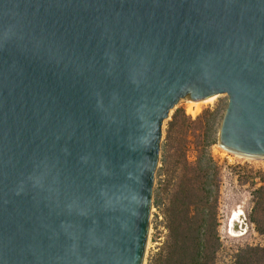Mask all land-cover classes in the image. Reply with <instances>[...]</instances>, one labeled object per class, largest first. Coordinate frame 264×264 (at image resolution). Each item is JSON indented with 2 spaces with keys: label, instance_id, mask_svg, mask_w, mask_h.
I'll return each mask as SVG.
<instances>
[{
  "label": "water",
  "instance_id": "95a60500",
  "mask_svg": "<svg viewBox=\"0 0 264 264\" xmlns=\"http://www.w3.org/2000/svg\"><path fill=\"white\" fill-rule=\"evenodd\" d=\"M216 94L264 157V0H0V264H142L163 121Z\"/></svg>",
  "mask_w": 264,
  "mask_h": 264
},
{
  "label": "trees",
  "instance_id": "16d2710c",
  "mask_svg": "<svg viewBox=\"0 0 264 264\" xmlns=\"http://www.w3.org/2000/svg\"><path fill=\"white\" fill-rule=\"evenodd\" d=\"M215 117V111L204 110L192 120L177 110L167 123L160 160L165 179L151 202L162 212L166 233L150 264H216L222 248L218 231L222 169L210 151ZM190 136L199 140L193 142L192 160L187 154ZM259 178L263 184L252 191L249 221L264 236V172ZM230 264H264V245L240 247Z\"/></svg>",
  "mask_w": 264,
  "mask_h": 264
},
{
  "label": "rangeland",
  "instance_id": "374dc122",
  "mask_svg": "<svg viewBox=\"0 0 264 264\" xmlns=\"http://www.w3.org/2000/svg\"><path fill=\"white\" fill-rule=\"evenodd\" d=\"M190 100V97L180 98L170 110L168 117L163 121L159 158L154 173L152 197L165 179L163 164L160 160L166 145L167 123L170 121L173 113L177 110L183 111L185 115L191 117L193 120L204 110L215 111L216 117L212 130L215 143L210 147V151L222 169L219 196L220 225L218 228L222 248L217 255L216 264H230L234 253L240 247L247 244L264 245V236L259 235L249 221V213L252 207V191L263 184L259 176L264 172V162L244 160L220 147L218 141L219 130L228 104V96L226 94H216L210 103H201L199 110L194 114L187 113L186 111ZM197 125L199 123L193 126ZM188 139L190 143L187 154L189 160H192L195 148L193 142L196 143L199 140L197 137L192 136L188 137ZM236 215L239 217L238 222L234 225L237 232L230 234L229 220L230 218L235 220ZM165 233L162 212L159 208L151 205L149 228L142 264H150L152 256L158 251L164 240Z\"/></svg>",
  "mask_w": 264,
  "mask_h": 264
},
{
  "label": "bare ground",
  "instance_id": "6f19581e",
  "mask_svg": "<svg viewBox=\"0 0 264 264\" xmlns=\"http://www.w3.org/2000/svg\"><path fill=\"white\" fill-rule=\"evenodd\" d=\"M213 99H214V95L206 97V98L201 99V100H190L189 104L187 105L186 111H187V113L194 114L197 110H199L201 103H210ZM193 107H194V109H193ZM226 151H228V150H226ZM228 152L239 157V158H243L244 160H247V161L264 162V157H250V156L235 154V153L230 152V151H228ZM238 220H239L238 215H236L235 220L230 218V220H229V230H230L229 233L230 234H235V232H237L234 228V225L238 222Z\"/></svg>",
  "mask_w": 264,
  "mask_h": 264
}]
</instances>
